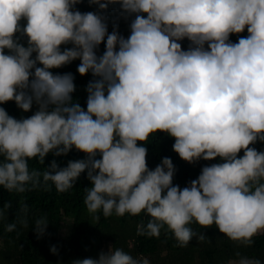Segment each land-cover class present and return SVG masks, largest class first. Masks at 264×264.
<instances>
[{
  "label": "clouds",
  "instance_id": "1",
  "mask_svg": "<svg viewBox=\"0 0 264 264\" xmlns=\"http://www.w3.org/2000/svg\"><path fill=\"white\" fill-rule=\"evenodd\" d=\"M90 2L106 9L111 0ZM77 3L0 0V102L14 100L25 111L39 106L19 119L0 106V186L24 193L52 181L66 191L87 169L85 203L93 213L145 211L151 218L137 225L139 234L159 236L167 225L181 245L196 236L193 221L251 245L264 231V150L254 146L264 141V0H119L122 15L135 14L127 37L116 25L108 31L104 12L81 11ZM245 28L247 36L229 39ZM185 37L186 49L179 42ZM76 58L80 74H93L86 108L71 95L73 73L50 70ZM158 130L175 138L173 149L188 162L221 159L187 185L174 184L172 158L149 168L148 148L138 143ZM73 146L86 158L63 167L53 160L43 171L29 166L30 158L43 163L50 151ZM11 207L6 201L0 218ZM28 207L21 203L19 211ZM18 224L27 226L26 216L5 228ZM47 224L46 216L36 219L38 236ZM237 256L228 264H264ZM71 264L151 262L111 245Z\"/></svg>",
  "mask_w": 264,
  "mask_h": 264
},
{
  "label": "trees",
  "instance_id": "2",
  "mask_svg": "<svg viewBox=\"0 0 264 264\" xmlns=\"http://www.w3.org/2000/svg\"><path fill=\"white\" fill-rule=\"evenodd\" d=\"M75 7L81 11H102L105 13L109 32L116 25V30L125 37L130 34V23L135 14L122 15L119 0H111L106 9H99L98 4L91 3L90 0H78ZM247 35L245 28L243 32L230 33L229 39L235 42L240 36ZM21 42L26 43V37L21 36ZM179 42L185 49L190 45L187 37ZM71 46L67 44L61 47ZM104 50L105 41H101L96 49L97 54H102ZM32 55L35 56V53ZM80 62V59L76 58L50 70L53 73H73L76 88L71 95L74 101H78L86 108L87 84L93 79V74L90 71L80 74L77 70ZM37 66L42 64L37 62ZM0 106L18 119L30 116L39 107L33 102L32 107L25 111L19 108L14 100L0 102ZM174 140L175 138L167 132L158 130L151 133L147 140L138 143H144L148 148L146 162L149 168H154L165 156L172 158L175 166L173 183L181 187L195 179L203 165L221 159L220 157L201 158L188 162L173 149ZM254 146L258 150H264V141L257 140ZM242 154L243 150L238 153V155ZM86 156L85 152L73 146L67 153L59 155L50 151L45 155L43 163L38 157L30 158L29 166L43 171L53 160L63 167L69 160L82 159ZM96 158H100L99 153ZM47 183L51 186L45 188L41 184L24 193L9 191L0 186V207H3L6 201L12 202L11 209L7 210L8 215L0 218V264H71L75 258L97 257L100 251H107L111 245L113 248H123L134 257L146 256L151 264H228L229 261L239 258L238 252L264 260V231L252 237L251 245H245L229 238L215 224L202 226L193 221L191 227L196 236H193L186 245H181L167 225L161 229L159 236L139 234L137 225L141 221L147 223L151 218L145 211L139 214L126 212L123 215L113 212L109 216H105L102 210L96 213L89 211L85 203L86 188L91 186L87 169L80 173L73 186L66 191L57 190L52 181ZM21 203L28 204L26 213L19 211ZM18 214L26 216L28 225L18 224L16 229L7 231L5 225L14 221ZM97 215L99 219L96 218ZM41 216L47 217L48 224L44 234L38 236L34 223ZM65 221H69V231L62 237L60 230ZM200 233L206 236L204 240L197 239ZM52 245H56L57 252L53 253L50 250Z\"/></svg>",
  "mask_w": 264,
  "mask_h": 264
},
{
  "label": "rangeland",
  "instance_id": "3",
  "mask_svg": "<svg viewBox=\"0 0 264 264\" xmlns=\"http://www.w3.org/2000/svg\"><path fill=\"white\" fill-rule=\"evenodd\" d=\"M69 231V221H65L63 224H62V227H61V230H60V235L62 237L66 236V234L68 233Z\"/></svg>",
  "mask_w": 264,
  "mask_h": 264
}]
</instances>
